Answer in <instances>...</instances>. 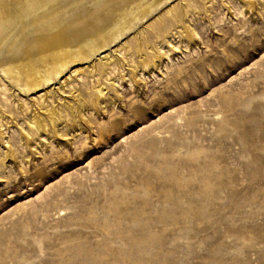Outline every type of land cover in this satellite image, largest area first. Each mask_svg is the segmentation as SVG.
<instances>
[{
  "label": "rangeland",
  "instance_id": "1",
  "mask_svg": "<svg viewBox=\"0 0 264 264\" xmlns=\"http://www.w3.org/2000/svg\"><path fill=\"white\" fill-rule=\"evenodd\" d=\"M246 1L161 0L32 92L0 67V264H264V0Z\"/></svg>",
  "mask_w": 264,
  "mask_h": 264
},
{
  "label": "bare ground",
  "instance_id": "2",
  "mask_svg": "<svg viewBox=\"0 0 264 264\" xmlns=\"http://www.w3.org/2000/svg\"><path fill=\"white\" fill-rule=\"evenodd\" d=\"M160 1L0 0V67L24 91H35L70 63L100 56L139 15ZM246 3L253 6L252 0ZM110 55L89 67L105 72L112 62ZM99 92L103 95L102 88ZM56 114L53 109L44 117H34V125L47 130L50 119L55 128Z\"/></svg>",
  "mask_w": 264,
  "mask_h": 264
}]
</instances>
